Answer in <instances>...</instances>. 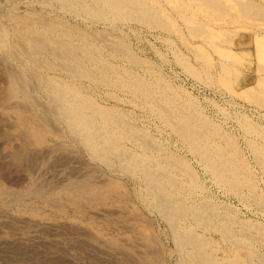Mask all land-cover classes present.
Segmentation results:
<instances>
[{"label": "bare ground", "instance_id": "6f19581e", "mask_svg": "<svg viewBox=\"0 0 264 264\" xmlns=\"http://www.w3.org/2000/svg\"><path fill=\"white\" fill-rule=\"evenodd\" d=\"M1 11L2 145L14 167L31 161L30 152L45 149L51 152L41 157V168L65 164L59 183L46 188L44 182L32 180L18 192L1 187L0 202L13 199L23 204L21 211L36 221L48 219L42 206L67 218L86 219L95 241L118 264H252L248 256L238 258L235 253L249 251L251 245L264 247V226L211 194L203 175L243 207L264 211V0H0ZM179 22L193 43L184 40ZM131 24L163 33L165 42L173 44L174 59L190 76L233 92L259 112L257 119L243 113L236 121L263 181L254 175L234 132L213 120L200 101L162 74L149 54H139L120 35ZM173 37L203 63L200 68L176 47ZM251 50L256 52L259 76L236 91L234 82L242 74L236 66ZM90 86L103 93L88 92ZM129 105L159 121L191 158L168 149L133 121ZM79 148L86 154L85 164L83 159L82 164L67 160L76 158ZM99 216L122 227L106 232L98 225ZM163 227L165 236L160 234Z\"/></svg>", "mask_w": 264, "mask_h": 264}, {"label": "rangeland", "instance_id": "374dc122", "mask_svg": "<svg viewBox=\"0 0 264 264\" xmlns=\"http://www.w3.org/2000/svg\"><path fill=\"white\" fill-rule=\"evenodd\" d=\"M0 13H4L3 11H1ZM134 25V26H133ZM179 27H181V31L184 32V40H186L187 42L189 41L190 43H193L194 41L191 39V37L189 36V34L186 32V29L184 28V26L182 25V23L179 22ZM132 28L128 29H123V32H119L121 36H124V38L128 41V43H130L131 48H133L135 51H137L139 54L141 55H147L149 54V56L151 58H153V60L156 62L157 67H159L160 71L162 72V74L168 78V80H170L173 84H175L178 87H183L181 89L187 91L188 93H190V97L193 100H197L199 102V104L201 105V107L203 108L204 112L206 114H208L213 120H215L216 122L222 124L226 129H228L229 131H231L235 136H237L238 142L240 144V147L243 149V152L245 154V156L247 157L246 159L249 161L252 171L254 173V175L256 176L257 180L261 182V179L263 181V175L261 174L262 171L259 167V165L254 161L252 154L250 153V151L248 149L245 148L244 145V136L242 135L239 127H238V123H237V118L240 116V114L243 113H247L250 117H253L254 119H257V116L259 117L260 114H258L259 112L257 111H253V107L246 103L243 99H239L240 97L238 96H234L233 92H227V90L225 91L223 88H221V86L219 85H215V84H210V83H206L204 80H198L192 76H190L184 69L183 67L177 63V61L175 60V55L173 53H171L173 51V48H171L173 46L172 43L170 42H165L164 38L166 36H164L163 33L157 31V30H149L147 28H142L143 26L141 25H137V24H131ZM142 28V29H140ZM133 29V30H132ZM132 30V31H131ZM140 30V31H139ZM125 31V32H124ZM155 31V32H154ZM130 32V33H129ZM139 32V33H138ZM126 33V35H125ZM148 33V34H147ZM144 34V35H143ZM156 34V35H155ZM159 34V35H158ZM138 35V36H137ZM149 35V36H148ZM129 36V37H128ZM141 36V37H140ZM147 36V37H146ZM151 36V37H150ZM163 36V37H162ZM174 36V35H172ZM134 37V38H133ZM138 37V38H137ZM187 37V38H186ZM237 36H235L236 38ZM135 38H137L135 40ZM148 38V39H147ZM158 38V39H156ZM170 38V37H169ZM156 41H155V40ZM162 39V40H161ZM174 39L177 45L176 47H178L182 52L187 54V57L190 58V61L195 64L196 66H198L199 68L203 65V63L200 60H196L194 59L195 57H193L191 54L188 53V51L186 50V47H184V43L182 41H179L177 38H171ZM177 39V40H176ZM138 40V41H137ZM141 40V41H140ZM146 40V41H145ZM191 40V41H190ZM150 41V42H149ZM164 41V42H163ZM171 41V40H170ZM134 42V43H132ZM140 42V43H139ZM157 42V43H156ZM182 42V44H181ZM188 42V43H189ZM151 43V44H150ZM154 43V44H153ZM178 43V44H177ZM146 46H145V45ZM159 44V45H158ZM141 45V46H140ZM166 46V47H165ZM181 46V48L179 47ZM159 49H158V48ZM184 47V48H183ZM142 48V49H141ZM146 48V49H145ZM149 48V49H148ZM165 48V49H164ZM210 47L208 46V49ZM138 49V50H137ZM172 49V50H171ZM142 50V52H141ZM149 50V51H148ZM140 51V52H139ZM147 51V52H146ZM149 52V53H148ZM143 53V54H142ZM166 53V54H165ZM168 53V56H166ZM256 52L254 50H251V53H249V55L247 56V59H245V62L242 64H239V66H236L237 69H240V71H242V74L240 73V75H236L237 79L234 82V90L236 91H240L241 89H243L244 87H248L250 83H253V80L257 79V77L259 76V74L257 73L256 69H257V65L255 63H257V58H255V54ZM173 56H172V55ZM161 55H164L163 57H161ZM213 57L216 58L217 60L219 59L217 57L216 54L212 53ZM155 56V57H154ZM192 56V57H191ZM165 57V58H164ZM158 58V59H157ZM160 58V59H159ZM164 58V59H163ZM175 58V59H174ZM156 59V60H155ZM169 59V61H168ZM163 60V61H162ZM172 61V62H171ZM169 63V64H168ZM159 65V66H158ZM161 65V66H160ZM177 66V67H176ZM165 68V69H164ZM168 68V69H167ZM171 68V69H170ZM181 68V70H180ZM173 70V71H172ZM177 71V72H176ZM214 71V70H213ZM173 72V73H172ZM182 72V73H181ZM245 72V73H244ZM251 72V73H250ZM170 73V74H169ZM253 73V74H252ZM175 78H174V77ZM243 78H242V77ZM252 76V77H251ZM181 77V78H180ZM1 78V76H0ZM249 81H246V79ZM176 79V80H175ZM235 79V78H233ZM183 80V81H182ZM241 80V85L239 87L238 81ZM252 80V81H251ZM200 81V82H199ZM204 81V83H203ZM187 82V83H186ZM240 83V81H239ZM199 84V85H198ZM210 87H209V85ZM203 85V86H202ZM215 86V87H214ZM244 86V87H243ZM217 87V90H216ZM220 87V88H219ZM243 87V88H242ZM88 92H92L94 95H101L103 93L101 88H93L95 90L92 89V87H88ZM187 88V89H186ZM190 88V89H189ZM208 88V89H207ZM241 88V89H240ZM205 89V90H204ZM214 89V90H213ZM92 90V91H91ZM204 90V91H203ZM95 91L97 93H95ZM191 91V92H189ZM217 91V92H216ZM101 92V93H100ZM203 92V94H202ZM207 92V93H206ZM219 92V93H218ZM215 93V94H214ZM200 94V95H199ZM224 94V95H223ZM196 95V96H195ZM198 95V96H197ZM205 96V97H204ZM219 96V97H218ZM194 97V98H193ZM197 97V98H196ZM211 97V99H210ZM222 97V98H221ZM203 98V99H202ZM224 98V99H223ZM215 99V100H214ZM229 99V101H228ZM43 100V99H41ZM226 100V101H225ZM232 102H231V101ZM44 102V101H42ZM215 102V103H213ZM245 102V103H244ZM243 103V104H242ZM212 104V105H211ZM218 106H217V105ZM241 104V105H240ZM205 105V106H203ZM243 106V108H242ZM132 107V108H131ZM218 107V109H216ZM222 108V111L220 112ZM228 108V109H227ZM127 109L129 110L128 114L131 115L132 120L135 121L139 126L143 127L144 129H148V131L155 136L156 138H158V140L164 144L166 147H168V149H171L173 151H175L177 154L180 155H187V151H185V148H183V145L177 140V138L168 130H166L164 128V126L161 123H158L159 121L155 120V119H151L149 117H146V114L143 115V113L141 112L140 109L135 108L132 105H129L127 107ZM133 109V110H132ZM239 109V110H238ZM245 109V110H244ZM140 110V111H138ZM136 113H134V112ZM212 111V113H211ZM250 111V112H249ZM249 112V113H248ZM141 113V114H140ZM212 114V115H211ZM215 114V115H214ZM217 114V115H216ZM222 114V115H221ZM236 115V116H235ZM139 116V117H137ZM220 116V117H219ZM216 119H215V118ZM234 117V118H233ZM141 118V119H140ZM143 118V119H142ZM145 118V119H144ZM135 119V120H134ZM148 119V120H147ZM223 119V120H222ZM153 120V121H152ZM140 121V122H139ZM157 121V122H156ZM261 121L263 122L264 119H261ZM154 122V123H153ZM222 122V123H221ZM150 123V124H149ZM228 123V124H227ZM149 124V125H148ZM157 124V126H155ZM233 125V126H232ZM147 126V127H145ZM232 128H231V127ZM153 127V129H152ZM157 127V129H156ZM160 128V130L158 129ZM235 129V130H234ZM159 130V131H158ZM161 131V132H160ZM2 132V129L0 128V133ZM241 133V134H240ZM170 136H168V135ZM166 136V137H165ZM172 136V137H171ZM162 138V139H160ZM169 138V139H168ZM177 141H176V140ZM176 141V142H174ZM3 142V140H2ZM0 140V145H1V149H0V153H2V151L5 149V146L3 147L4 142L2 143ZM179 142V143H178ZM243 143V144H242ZM3 144V145H2ZM169 145V146H168ZM177 145V146H176ZM180 147H179V146ZM182 145V146H181ZM173 148V149H172ZM245 148V149H244ZM3 149V150H2ZM50 149V148H49ZM77 153H74V155L76 156V154H78L76 156V158L72 159V158H68L67 160H70V162H74V161H78L80 164H82V162H84L83 164L86 163L85 157L86 154L84 153V151L82 149H76ZM5 152H3L2 154H0V189L1 187H6V189L9 190L13 189L14 192H18L20 189L23 191L25 190V188H28L27 186H29L30 182L32 180H35L37 182L38 185L43 184V186H46V188H49L50 186H53L56 183H59L60 181L63 180V176L62 171H63V164H65L64 162L60 163L59 165H57V163H54L53 166H49V167H45L42 166L43 168H41L40 165L42 162L41 157L46 156L49 152H51V150H49L47 152V149L43 150L44 153L42 151H38L35 150L32 152H30L31 155H33V158L31 161L27 162V163H23L21 164V166H17L12 165L13 163L10 162L11 159L9 157V153L7 152V150H4ZM38 151V152H37ZM184 151V152H183ZM248 151V153H247ZM181 152V153H180ZM5 153V154H4ZM43 153V154H42ZM80 153V155H79ZM183 153V154H182ZM42 154V155H41ZM50 154V153H49ZM84 154V155H83ZM250 155V156H249ZM5 157V158H4ZM36 157V158H35ZM81 157V159H80ZM84 157V158H83ZM188 158H191V156L187 155ZM7 158V159H6ZM78 158V159H77ZM35 159V160H34ZM82 159L84 161H82ZM73 160V161H71ZM81 162H80V161ZM193 160V159H191ZM4 161V162H2ZM7 161V163H6ZM194 161V160H193ZM33 162V163H32ZM35 162V163H34ZM254 162V163H253ZM32 165H31V164ZM11 164V165H10ZM30 164V165H29ZM40 164V165H39ZM8 165V167H7ZM197 169L200 171V173L202 172L203 175V171L202 169L195 163ZM27 169H26V167ZM32 166V167H31ZM11 167V169H10ZM21 167V168H20ZM18 168V169H17ZM29 168V170H28ZM49 168V169H48ZM254 168V169H253ZM5 169V170H4ZM9 169V170H8ZM14 169L17 171L14 172ZM20 169V170H19ZM22 169V171H21ZM28 170L26 172L25 171ZM44 169V170H43ZM71 169V170H70ZM69 171H75V169L70 168ZM3 170V171H2ZM12 170V171H11ZM24 170V171H23ZM32 170V171H31ZM21 171V172H20ZM258 171V172H257ZM26 172V173H25ZM33 172V173H31ZM260 172V173H259ZM22 173V174H20ZM26 174V175H25ZM29 174V175H28ZM32 174V175H31ZM58 174V175H57ZM60 175V176H59ZM259 175V176H258ZM30 176V177H29ZM204 177V181L206 182V184L209 186V191L211 194H213L216 198H219L220 201L224 202L225 204L231 206V207H235L236 209H238L243 216L248 217L250 219H254L257 222L261 223L264 226V211L258 210L256 208V206H253L252 208H247L246 206L243 207L244 204H242L241 202H239L238 200L231 198L230 196H228L227 194L224 193L223 190L219 189L209 178L208 176L203 175ZM61 178V179H60ZM261 178V179H260ZM41 179H44V181H42ZM47 179L48 182H47ZM60 179V180H59ZM4 180V181H3ZM53 180V183H51ZM29 181V182H28ZM4 182V183H3ZM41 182V183H39ZM50 182V183H49ZM29 183V184H28ZM49 183V184H47ZM4 184V185H3ZM46 184V185H45ZM24 185H26L24 187ZM261 185L263 186L264 183L261 182ZM21 188H20V187ZM213 189H212V187ZM8 187V188H7ZM217 187V188H216ZM23 188V189H22ZM17 189V190H16ZM16 190V191H15ZM214 192V193H213ZM221 192V193H220ZM223 193V194H222ZM229 200V202H228ZM16 205H15V203ZM33 202H37L34 201ZM232 202V203H231ZM4 202H0V264H12L15 262V264H37L36 261H49L47 263H51V264H118L117 262V258L108 251L107 248H105L104 245H102L101 243L97 242V240L95 241L94 236H93V231L90 230L88 228V226L86 227V223L87 221L76 218V217H71L68 216H61V215H57L56 212H53L51 209H49V207L45 208V206L38 205L39 202H37L38 207L42 209V213L43 215L47 216L48 219H36L31 217L29 214H25L23 211H21L22 209H24V206H22L23 204L19 205V203L15 200H9L8 202H5L4 204H2ZM11 203V204H9ZM229 203V204H228ZM237 203V204H236ZM236 204V205H235ZM12 205V206H9ZM21 206V207H19ZM7 207V208H6ZM19 207V208H17ZM23 207V208H22ZM247 208V209H246ZM8 210V211H7ZM20 210V211H19ZM252 210V211H251ZM255 210V211H254ZM48 211V212H47ZM244 211V212H243ZM21 214H20V213ZM250 212V213H249ZM253 212V213H252ZM257 212V213H256ZM3 213V214H2ZM5 213V214H4ZM18 213V214H17ZM146 213V211H145ZM72 213L70 212V215ZM255 214V215H254ZM15 215V216H13ZM20 215V219L19 216ZM55 215V216H54ZM3 216V217H2ZM57 216V217H56ZM156 217L155 215H150L149 217ZM253 216V217H252ZM10 217V218H8ZM12 217V218H11ZM18 217V218H15ZM62 217V218H61ZM64 217V218H63ZM260 217V218H259ZM32 218V219H31ZM56 218V219H55ZM101 218V219H100ZM259 218V219H258ZM5 219V220H4ZM10 221H9V220ZM15 219V220H14ZM28 219V220H27ZM67 219V220H66ZM77 221H75V220ZM100 219V221H99ZM108 219V220H107ZM4 220V221H3ZM14 220V221H12ZM23 220V222L21 221ZM41 220V221H40ZM44 220V221H43ZM72 222H69L71 221ZM78 220H80L78 222ZM102 220V221H101ZM105 220V221H104ZM259 220V221H258ZM6 221V224H5ZM9 221V223H8ZM20 221V222H19ZM33 221V222H32ZM39 221V222H38ZM46 221V222H45ZM107 221V222H106ZM262 221V222H261ZM18 222V223H16ZM48 222V223H47ZM109 222V223H108ZM11 223V226H10ZM13 223V224H12ZM20 223V224H19ZM23 223H25L23 225ZM37 223V225L35 224ZM41 223V224H39ZM53 223V225H52ZM61 223H63L61 225ZM69 223V224H68ZM81 223H84L81 224ZM100 223V224H99ZM111 222L109 220V218L104 217V216H99L98 217V225L103 227L105 229L106 232H112V233H116L122 226L121 223L119 222ZM118 223V224H117ZM5 226H4V225ZM68 224V225H67ZM72 226H71V225ZM104 224L106 226H104ZM111 224V225H110ZM3 225V226H2ZM9 225V227H8ZM13 225V226H12ZM33 225V226H32ZM39 225V226H38ZM76 225L78 227H76ZM109 225V226H108ZM117 225V227H116ZM120 225V226H119ZM154 228L156 229L157 227V223L155 222L153 224ZM17 226V227H16ZM23 226V227H22ZM32 226V227H31ZM45 229H44V227ZM53 226V227H52ZM56 226V227H55ZM57 226L60 227H65L63 228H58ZM70 226V227H68ZM114 226L117 228V230H114L116 228H114ZM19 227V228H18ZM25 229V230H23ZM26 227V228H25ZM43 227V228H42ZM76 227V228H73ZM82 227V229H81ZM111 227V228H110ZM4 228V229H3ZM19 230H17V229ZM29 228V229H28ZM40 228V229H39ZM67 228V229H66ZM74 230H71V229ZM88 228V229H87ZM107 228V229H106ZM21 229V231H20ZM35 230V232L32 233L33 230ZM51 229H54L51 230ZM59 231H58V230ZM69 229V230H68ZM164 229V230H163ZM163 229L161 230L160 234H162V236H165V228L163 227ZM4 230V231H3ZM7 230V231H5ZM31 230V231H30ZM39 230V231H38ZM57 230V232H56ZM90 230V231H88ZM12 231V232H11ZM28 231V232H26ZM48 231V232H46ZM49 231H52L49 232ZM88 231V232H87ZM17 233V237L15 233ZM54 232V233H53ZM83 232H87L84 234ZM12 233H14V235H12ZM23 233V235H22ZM90 233H91V237H90ZM10 235V236H9ZM32 235V236H29ZM37 235L36 237H33ZM12 236V237H11ZM21 236V238H20ZM28 236V237H27ZM31 237V238H30ZM215 238H217V234L214 235ZM10 238V239H9ZM19 238V239H18ZM30 238V239H28ZM24 239V240H23ZM46 239V240H45ZM15 240V242L13 241ZM22 241V242H20ZM35 241V242H34ZM9 242V243H8ZM14 242V243H13ZM20 242V243H19ZM24 242V243H23ZM8 243V244H5ZM13 243V244H12ZM23 246H20L22 245ZM27 243V245H25ZM31 243H34V246L31 245ZM3 244V245H2ZM30 244V245H29ZM97 245V246H96ZM7 246V247H4ZM20 246V250L18 249V247ZM15 247V248H14ZM22 247V249H21ZM95 247V248H94ZM251 249L248 250H244V249H240L237 250L235 255L238 258H243V257H247L250 258V262H252V264H260V262L262 264H264V247H260V246H255V245H251L250 246ZM7 248V249H6ZM25 248V249H24ZM29 249H33V251L29 250ZM98 249V250H97ZM101 249V250H100ZM6 250V252H5ZM10 250V251H8ZM90 250V251H88ZM26 251V253H25ZM29 251V252H28ZM167 251V252H166ZM165 253L168 256L169 254V250H166ZM243 251V252H241ZM246 251V252H245ZM251 251L253 253H251ZM20 252V253H19ZM23 252V254L21 253ZM35 252V253H34ZM221 252V251H220ZM218 252L219 255H221V253ZM238 252V253H237ZM256 252V253H255ZM35 255H34V254ZM97 253V254H96ZM105 253V254H104ZM242 253V254H241ZM8 254V255H7ZM39 254V255H38ZM96 254V255H95ZM254 254V255H253ZM258 254V255H257ZM262 254V255H261ZM7 255V256H6ZM109 255V256H108ZM253 255V258H251ZM256 255V256H255ZM29 258H28V257ZM31 256V257H30ZM40 256V257H39ZM72 256V257H71ZM97 256V257H96ZM100 256V257H99ZM263 258H262V257ZM24 257V258H23ZM26 257V259H25ZM37 257V258H36ZM76 257V259H74ZM102 257V258H101ZM18 258V259H16ZM30 258H32L31 260H29ZM48 258V259H47ZM68 258V259H67ZM70 258V259H69ZM100 258V259H99ZM112 258V262L111 259ZM260 258V260H259ZM16 259V260H15ZM20 259V260H19ZM25 261H24V260ZM44 259V260H43ZM114 259V260H113ZM257 259V260H256ZM30 262H29V261ZM70 260V261H69ZM105 260V261H104ZM33 261V263L31 262ZM255 261V262H254ZM260 261V262H259ZM263 261V262H262ZM53 262V263H52ZM72 262V263H71ZM75 262V263H74ZM110 262V263H109ZM242 264V263H240Z\"/></svg>", "mask_w": 264, "mask_h": 264}]
</instances>
